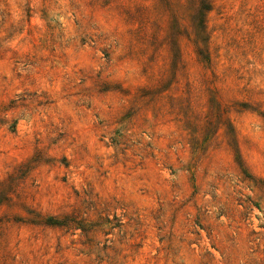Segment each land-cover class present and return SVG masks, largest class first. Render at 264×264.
I'll return each mask as SVG.
<instances>
[{"label": "rangeland", "instance_id": "374dc122", "mask_svg": "<svg viewBox=\"0 0 264 264\" xmlns=\"http://www.w3.org/2000/svg\"><path fill=\"white\" fill-rule=\"evenodd\" d=\"M0 264H264V0H0Z\"/></svg>", "mask_w": 264, "mask_h": 264}, {"label": "trees", "instance_id": "16d2710c", "mask_svg": "<svg viewBox=\"0 0 264 264\" xmlns=\"http://www.w3.org/2000/svg\"><path fill=\"white\" fill-rule=\"evenodd\" d=\"M209 6H210L209 4H208V5H207V4H203V5L201 6V10H199L198 13H199L200 15H202V17H203V15H204V14H203V11L206 10V9H209ZM200 22L203 23V19H202Z\"/></svg>", "mask_w": 264, "mask_h": 264}]
</instances>
